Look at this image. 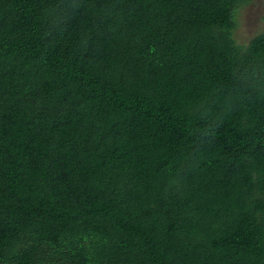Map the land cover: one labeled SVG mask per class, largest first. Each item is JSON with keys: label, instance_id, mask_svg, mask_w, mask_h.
I'll use <instances>...</instances> for the list:
<instances>
[{"label": "trees", "instance_id": "trees-1", "mask_svg": "<svg viewBox=\"0 0 264 264\" xmlns=\"http://www.w3.org/2000/svg\"><path fill=\"white\" fill-rule=\"evenodd\" d=\"M249 1L0 0V264H264Z\"/></svg>", "mask_w": 264, "mask_h": 264}, {"label": "rangeland", "instance_id": "rangeland-1", "mask_svg": "<svg viewBox=\"0 0 264 264\" xmlns=\"http://www.w3.org/2000/svg\"><path fill=\"white\" fill-rule=\"evenodd\" d=\"M236 27L235 41L246 44L260 33H264V0H250L234 10Z\"/></svg>", "mask_w": 264, "mask_h": 264}]
</instances>
